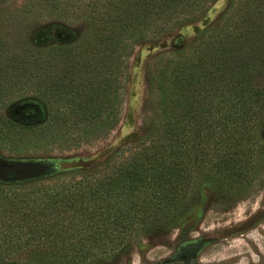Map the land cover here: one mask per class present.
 <instances>
[{
	"label": "trees",
	"instance_id": "1",
	"mask_svg": "<svg viewBox=\"0 0 264 264\" xmlns=\"http://www.w3.org/2000/svg\"><path fill=\"white\" fill-rule=\"evenodd\" d=\"M206 1L89 0L84 29L57 45L0 25V102L24 98L0 109V141L77 147L108 135L134 45L189 23ZM41 2L65 12L62 0ZM146 112L139 132L98 162L0 164V264L123 253L147 230L184 223L199 191L239 198L263 184L264 0H228L215 25L158 52Z\"/></svg>",
	"mask_w": 264,
	"mask_h": 264
},
{
	"label": "rangeland",
	"instance_id": "2",
	"mask_svg": "<svg viewBox=\"0 0 264 264\" xmlns=\"http://www.w3.org/2000/svg\"><path fill=\"white\" fill-rule=\"evenodd\" d=\"M87 1L62 0L65 12L60 16L46 9L41 0H0V25L18 26V30H12L14 35L34 32L47 43L64 44L84 29ZM227 3L228 0H207L204 10L189 23L134 45L127 62L120 121L108 135L77 147L54 143L14 149L0 141V164H42L46 170H61L105 158L114 146L143 126L147 115V73L155 55L173 46L178 37L190 40L205 25H215ZM23 6L26 11L21 13ZM23 99L0 102V109L6 105L16 108ZM259 130L264 139V124ZM194 202V211L184 223L166 231L147 230L131 240L125 252L93 257L85 264H264V183L239 198L205 189L199 191Z\"/></svg>",
	"mask_w": 264,
	"mask_h": 264
}]
</instances>
